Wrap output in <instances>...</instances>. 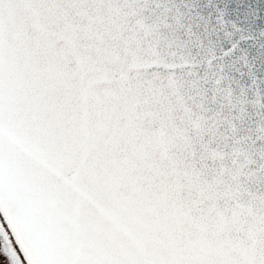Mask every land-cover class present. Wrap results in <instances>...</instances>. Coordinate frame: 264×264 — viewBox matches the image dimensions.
<instances>
[{"label": "snow or ice", "instance_id": "1", "mask_svg": "<svg viewBox=\"0 0 264 264\" xmlns=\"http://www.w3.org/2000/svg\"><path fill=\"white\" fill-rule=\"evenodd\" d=\"M261 68L264 0H0L8 264H264Z\"/></svg>", "mask_w": 264, "mask_h": 264}, {"label": "rangeland", "instance_id": "2", "mask_svg": "<svg viewBox=\"0 0 264 264\" xmlns=\"http://www.w3.org/2000/svg\"><path fill=\"white\" fill-rule=\"evenodd\" d=\"M3 220H2V218H1V216H0V222H2ZM6 227V226H5ZM13 244H15L14 243V241H13ZM17 251H18V249H17ZM19 252V251H18ZM21 259H22V257H21ZM0 264H8V260H7V258L2 254V253H0Z\"/></svg>", "mask_w": 264, "mask_h": 264}, {"label": "water", "instance_id": "3", "mask_svg": "<svg viewBox=\"0 0 264 264\" xmlns=\"http://www.w3.org/2000/svg\"><path fill=\"white\" fill-rule=\"evenodd\" d=\"M259 73L260 74H264V68H261L260 70H259ZM2 216V218H3V220H4V217H3V215H1ZM7 226V225H6ZM15 242V241H14ZM19 250V249H18Z\"/></svg>", "mask_w": 264, "mask_h": 264}]
</instances>
